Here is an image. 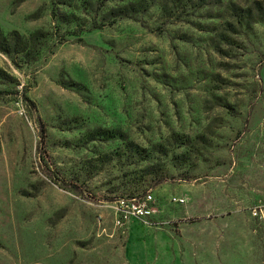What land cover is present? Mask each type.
Masks as SVG:
<instances>
[{
	"label": "rangeland",
	"instance_id": "374dc122",
	"mask_svg": "<svg viewBox=\"0 0 264 264\" xmlns=\"http://www.w3.org/2000/svg\"><path fill=\"white\" fill-rule=\"evenodd\" d=\"M89 1L0 0V264H264V0Z\"/></svg>",
	"mask_w": 264,
	"mask_h": 264
},
{
	"label": "trees",
	"instance_id": "16d2710c",
	"mask_svg": "<svg viewBox=\"0 0 264 264\" xmlns=\"http://www.w3.org/2000/svg\"><path fill=\"white\" fill-rule=\"evenodd\" d=\"M93 2H96V9L103 8L108 2L123 3L124 0H93L89 1V7L95 9ZM163 3L162 11L166 16H170V10L168 7V0H140L138 3H128L124 6L117 7L110 11L106 17V22L109 26H113L117 21L124 18H134L137 14L143 12H148L152 6L157 3ZM104 25H101L103 28ZM46 35L39 32L30 37H24L18 32H12L5 35L0 29V52L6 56L12 55H23L27 58L28 62L31 63L35 61L38 56L39 50L44 45V39ZM36 56V57H35ZM21 96L23 100L32 108L34 104L26 95V90L20 93L19 91H0V96ZM146 196V193L138 195L136 197H131V199H141ZM119 200V199H118Z\"/></svg>",
	"mask_w": 264,
	"mask_h": 264
},
{
	"label": "built area",
	"instance_id": "2783aa9c",
	"mask_svg": "<svg viewBox=\"0 0 264 264\" xmlns=\"http://www.w3.org/2000/svg\"><path fill=\"white\" fill-rule=\"evenodd\" d=\"M155 199L151 193L141 199H119L115 203L116 225L124 227L131 219L145 221L153 215Z\"/></svg>",
	"mask_w": 264,
	"mask_h": 264
}]
</instances>
